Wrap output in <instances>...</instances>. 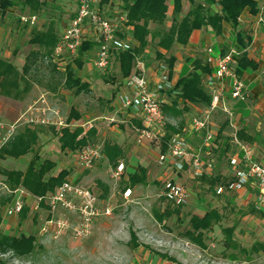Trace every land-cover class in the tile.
<instances>
[{
    "label": "rangeland",
    "instance_id": "1",
    "mask_svg": "<svg viewBox=\"0 0 264 264\" xmlns=\"http://www.w3.org/2000/svg\"><path fill=\"white\" fill-rule=\"evenodd\" d=\"M46 3L35 13L37 15L35 24L21 21V15L32 14L29 6L23 4V0H15V5L0 15V57L10 60L19 70L22 68L25 55L36 48L27 43L31 28L34 25L44 28L52 19L59 33L72 18L76 8V0H46ZM189 7V1L182 0L179 18ZM171 18L172 12L169 10L164 24L151 23V30L153 32L166 30ZM229 38L227 37V40ZM149 40L146 53L153 60L155 39H150L149 36ZM230 49L228 47L225 52ZM176 52L182 56V61L188 54L183 48L173 47L170 50L171 54ZM88 63L89 61L85 60L83 66L76 69V72L82 80L86 81V78L90 80L89 92L74 95L72 90L59 84L56 73L44 75V69L41 67V70L33 72L30 77V88L25 92L21 91L18 99L0 93V144L10 135L12 126H16V131L28 126L37 130L38 134L30 152L18 158L8 156L0 159V169L25 171L28 161L34 154H38L41 159H50L56 163L51 174H56L62 168L69 169V176L76 183L92 188L98 195L100 211L103 207L102 202L106 199H109L112 210L109 215L97 216L90 233L86 236L77 238L67 229L58 234L52 231L44 232L42 222L46 213L43 210L35 212L29 209L24 219H20L19 215L6 213V207L11 199L1 203L8 193L0 185V231L5 234L35 236V247L29 255L16 257L11 252L0 253V260L6 264H264V210L249 211L251 203L245 205L242 194L231 191L219 194L215 185L212 186L208 182L209 179L192 177L188 173L179 175V179L189 188L188 200L175 210L177 206L168 204L159 196L160 172L163 167L157 160L158 148L153 144L139 146L129 124L119 123L117 126L116 123L109 124L105 119L114 115L113 103L120 81L118 63L113 61L111 67L104 73H99ZM104 77L114 78V81H106ZM44 82L56 85V90H48ZM30 105L49 106L56 111V114H52L54 120L60 117L62 121L67 120L70 108H75L81 114L80 119L75 120V124H82L83 129L89 125L97 127L90 143L102 144L106 140L116 143L123 137L125 153L136 149L138 166L147 165L146 181L132 188L131 195L125 198L122 193L129 173L125 172L120 179H115L112 176V167L104 156L90 168H79L74 163L73 153L60 149L58 133L61 126L25 123L27 116L25 112ZM198 112V109H191L177 118L167 114L166 117L169 122L176 124L182 117L185 121ZM222 121H225L222 113L214 115L216 126L214 128L217 129ZM116 131L121 133L118 134ZM117 134L118 138L115 137ZM191 141L195 147L202 143L199 136H191ZM215 150L213 157L218 158L220 149ZM256 159L263 161L264 154L259 152ZM221 162V166L229 165L230 168V162L226 157ZM3 179L0 173V181L4 183ZM98 181L108 188L106 198L101 197L104 187L100 186ZM211 207L219 209L222 219L205 233L207 248L202 249L189 238L187 233L191 229L189 220L193 215L204 214ZM167 209L170 210L169 215L165 214ZM155 212L162 214L161 220L155 216ZM232 225L236 226L233 236L236 246L228 248L224 228ZM131 233L134 234L139 246H133ZM253 246H257L258 250L252 249ZM161 254L172 256L176 262L162 258Z\"/></svg>",
    "mask_w": 264,
    "mask_h": 264
},
{
    "label": "built area",
    "instance_id": "2",
    "mask_svg": "<svg viewBox=\"0 0 264 264\" xmlns=\"http://www.w3.org/2000/svg\"><path fill=\"white\" fill-rule=\"evenodd\" d=\"M123 5L124 0H76L75 12L67 25L60 30L57 44L50 57L44 58L45 62H50L58 72L65 74L68 65L75 67V60L79 56L82 44L91 42L96 44L95 49L86 52V57L89 56L86 59L99 73L106 72L119 51L137 45L132 36L133 26L127 21ZM256 17L259 24H264V5ZM20 18L24 23L35 24L37 17L21 15ZM207 52L212 54L213 47L208 46ZM238 53L233 47L225 54H220L213 71L202 75V85L212 94L211 105L206 108L197 107L199 111L197 115L188 118L180 132L170 135L166 141V150L163 152L160 151V147L166 135V124L169 123L163 106L170 105L171 97L168 91L175 84L166 61L154 58L153 64L147 65L143 57H137L131 74L123 78L117 86L113 103L114 115L105 119L109 124L116 123L117 126L119 123L129 124L139 146L153 144L158 148L157 160L163 167L159 196L172 206H182L189 197V188L179 179L180 174L201 176L207 174L208 169L214 166L213 151L219 135L218 130L214 128V115L217 110L232 115L228 106V96L236 100L248 99L245 82L236 72ZM213 60V56H208L209 63ZM186 105L196 106L189 102H186ZM25 113L27 114L25 123L28 124H54L71 129L83 127L82 124H75V120L67 122L62 121L60 117L54 120L52 114H56V111L49 106L30 105ZM133 120L139 125L133 123ZM92 127L93 125L88 126L89 129ZM10 131V135L0 146L15 133L16 126H12ZM237 131L234 132L233 139L243 154H230L232 179L226 184L216 186L217 193L241 192L253 188L256 190L255 204L258 209L264 210V162L256 159L250 145L240 141ZM193 133L199 134L202 139L199 147L191 144L190 136ZM102 148L103 143H88L71 151L74 163L81 169L90 168L104 156ZM125 170V163L121 159L116 167H112V176L120 179ZM0 185L11 199L6 207V213L18 216L27 205L35 212L43 210L46 213L42 222L44 232L52 231L58 234L67 229L77 238L86 236L91 231L94 219L100 214L109 215L112 210L109 199H106L102 202L103 207L100 211L95 191L76 183L70 176L44 195H35L22 186L11 189L1 181ZM131 193V188L127 187L122 194L128 198Z\"/></svg>",
    "mask_w": 264,
    "mask_h": 264
},
{
    "label": "trees",
    "instance_id": "3",
    "mask_svg": "<svg viewBox=\"0 0 264 264\" xmlns=\"http://www.w3.org/2000/svg\"><path fill=\"white\" fill-rule=\"evenodd\" d=\"M169 0H124L123 9L126 11L127 21L133 26L132 36L136 40L137 45L131 49L119 51L114 61L118 63V70L120 74V81L131 74L137 57H143L146 63L151 60L147 54L150 39H155V57L157 60L164 59L169 68V74L172 76L173 68L176 62L174 54L168 53L166 56L159 50L164 49L170 51L173 47H184L194 29L210 28L216 34H221L226 25L233 28L234 47L238 50L236 72L242 76L249 70H254L258 67L257 62L249 57L247 48L253 40L252 34L241 26L240 17L245 9H249L252 14H257L260 7L257 0H188L190 7L188 11L179 18L182 11V0H171L173 4L172 18L169 27L166 30L152 31L150 24L154 23L162 25L166 21L167 13L169 12ZM23 4L29 6L32 14L37 15L47 3L46 0H23ZM15 0H0V15H3L7 8L14 6ZM29 24V22H27ZM59 33L55 22L50 19L44 28H38L35 25L30 30V36L27 43L36 46L31 49L24 58V63L21 70H19L10 60L0 57V93L9 97L18 99L21 91H27L30 86V77L33 72L44 69L46 73H56L58 75L59 84L65 88L72 90L74 95L90 91V84L82 80L77 75L76 69H80L85 60L86 52L95 47V43L85 42L79 48V56L75 60V67L68 65L66 73L58 72L53 64L45 62V57H50L54 47L57 44ZM226 52H223L225 54ZM189 59V58H186ZM190 60V59H189ZM191 70L188 71L186 67L184 72L179 75L174 86L168 91L170 98V105L163 106V111L170 117L177 118L183 115L184 112L189 111L186 102L198 105L201 108H206L211 105L212 94L201 83V77L205 73H210L213 70L208 67L207 63L202 62L200 58L190 61ZM106 81H114V78L104 77ZM38 81V79H36ZM22 82V84H21ZM44 86L50 90L55 91L56 85L50 82H44ZM182 103V105H180ZM81 114L73 107L70 108L67 122L80 119ZM183 117L176 123L166 124V135L163 138L160 151L166 150V141L170 135L180 132L184 126ZM139 125V123L137 122ZM223 128L228 126V121L225 120ZM83 128L81 126L71 129L63 127L59 130L58 140L60 149L63 151H75L84 145L90 143L91 136L95 134L96 130L90 128L82 134ZM222 135V133L220 134ZM237 136L241 141L255 143L258 142L264 145V131H252L251 128L243 126L237 131ZM223 137V136H221ZM38 138L37 130L24 126L17 130L14 135L9 137L0 146V159L6 157L18 158L23 154L30 152L33 145ZM220 157L226 155L230 151V146L219 150ZM102 152L108 164L111 167H116L119 160L125 158V150L119 144L110 141H104ZM56 163L50 159H41L38 154H34L28 161L25 171L17 169H0V173L4 177L6 183L11 189L22 186L35 195H44L46 192L53 190L60 185L66 177L69 176L70 170L66 168L60 169L56 174L50 172L55 168ZM147 168L138 166L137 169L128 174L127 181L123 190L127 187H132L137 184H142L147 178ZM208 177V178H206ZM201 179H209V183L215 187L219 184H226L232 179V176L223 177L222 175L209 176L204 174L200 176ZM100 186L104 187L101 197L106 198L108 193L107 186L101 181H98ZM9 195L1 201L4 203L9 200ZM180 206L176 207L177 210ZM29 211L28 206H24L19 214L20 219H24ZM249 211L261 212L253 203L250 204ZM263 213V212H262ZM165 214L169 215L170 210H166ZM162 214L155 212V216L161 220ZM222 213L219 209L211 207L202 215H193L190 217V230L187 231L190 240L199 245L202 249L207 248L204 240L205 233L210 231L213 226L220 222ZM236 226H227L224 228L227 241L225 242L228 248L235 247L236 242L233 238ZM131 240L133 246H139L136 238L131 233ZM263 247V245L261 244ZM35 247V236L25 234H5L0 231V253L11 252L16 257H24L29 255ZM254 250H258L257 246H253ZM246 251V250H245ZM248 251V250H247ZM162 258H167L171 261L176 259L167 254H161ZM0 264H6L0 260Z\"/></svg>",
    "mask_w": 264,
    "mask_h": 264
},
{
    "label": "crops",
    "instance_id": "4",
    "mask_svg": "<svg viewBox=\"0 0 264 264\" xmlns=\"http://www.w3.org/2000/svg\"><path fill=\"white\" fill-rule=\"evenodd\" d=\"M259 7L261 8L264 5V0H257ZM173 4L172 1H170L169 10L172 11ZM240 24L242 27L247 29L253 36V40L249 47L247 48V53L250 58H252L255 62H257L258 67L254 70H249L245 72L241 77L245 82L247 92H248V99L247 100H236L231 98V96H228V106L231 109L232 115L226 112H223L222 110H217L216 114L222 113L225 117V120L228 121V126L224 129L223 126L225 125L224 122L219 123L218 130V138L215 141V146L218 149L224 148L227 146V143L230 146V151L226 153L225 156L220 157L218 154V158L215 159V163L213 168L208 169V175L216 176V175H222L223 177H229L232 175L231 167H223L221 166L222 162L225 157L229 160V156L232 153H240V155L243 154L242 149L240 146L234 141L233 134L235 131L239 130L243 126H247L252 129V131H264L263 128V121H264V24H259L257 22L256 14H252L251 11L247 8L242 13L240 17ZM228 31V33H226ZM234 30L231 26L226 25L224 27V30L221 34H216L213 32L210 28H200V29H194L191 32V35L189 37L188 43L184 47H178L183 48L184 50L188 51L187 57L189 59H184L182 61V56L178 52L174 53V56L176 57V62L173 68V74L172 78L174 83L176 82L179 75H181L185 68H188V71L191 70V60L200 58L202 62L207 63L208 67L210 69H214L217 58L220 54H223L225 50L229 48L234 47ZM227 37H230L229 40H227ZM2 38V35H1ZM212 46L214 49V52L212 54H209L207 52V47ZM162 54H165L166 56L170 51H166L164 49L159 50ZM213 56L214 60L212 62H208V56ZM91 57V56H90ZM151 58V56H150ZM144 59V58H143ZM181 60V61H180ZM87 61V59H86ZM145 63L146 61L143 60ZM153 60H149L147 65L153 64ZM90 64V62L88 63ZM86 81H90L86 78ZM91 87V86H90ZM250 96V97H249ZM182 105V103H180ZM189 110L191 109H198L201 108L200 106H189L186 105ZM198 107V108H197ZM215 114V115H216ZM186 122V120H185ZM184 122V123H185ZM133 123H137L136 120H133ZM215 123V122H214ZM130 127V126H129ZM96 130V126L92 127ZM216 128V126H215ZM89 128H84L82 134H84L86 131H88ZM97 131V130H96ZM133 131V130H132ZM116 133H121V131H116ZM222 133V135H220ZM116 135L115 137H119V135ZM191 136H199V134L193 133ZM190 136V141H191ZM223 136V137H221ZM123 141L124 138L118 139L116 141L117 144L122 146L123 149ZM241 141V140H240ZM192 142V141H191ZM245 144L250 145L253 148V151L255 153V156L257 157L258 153L261 152L264 154V145L255 142V143H249L245 141H241ZM192 144V143H191ZM215 148V149H216ZM214 149L215 153L216 150ZM213 151V154H214ZM137 151L132 150V152L125 153L124 163L126 166V173H131L137 169L138 166V159L136 158ZM230 162V161H229ZM264 162V160H263ZM142 166L147 168L146 164H142ZM161 173V172H160ZM134 186H130V188H134ZM243 195V203L246 205L247 203H253L255 204V193L256 190L253 188H247L244 191L236 192ZM249 203V204H250ZM247 204V205H249Z\"/></svg>",
    "mask_w": 264,
    "mask_h": 264
}]
</instances>
